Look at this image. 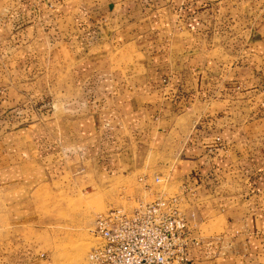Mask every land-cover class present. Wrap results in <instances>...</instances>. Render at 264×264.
Wrapping results in <instances>:
<instances>
[{
	"label": "crops",
	"instance_id": "0c3cea01",
	"mask_svg": "<svg viewBox=\"0 0 264 264\" xmlns=\"http://www.w3.org/2000/svg\"><path fill=\"white\" fill-rule=\"evenodd\" d=\"M45 65L76 92L65 114L3 100L2 187L50 150L101 179L153 170L195 211L190 264H264V0H7L0 71Z\"/></svg>",
	"mask_w": 264,
	"mask_h": 264
},
{
	"label": "rangeland",
	"instance_id": "374dc122",
	"mask_svg": "<svg viewBox=\"0 0 264 264\" xmlns=\"http://www.w3.org/2000/svg\"><path fill=\"white\" fill-rule=\"evenodd\" d=\"M6 2L0 0V6ZM48 67L23 66L8 74L0 71V105L3 100L6 106L35 104L39 112L65 114L63 109L76 92L72 84L77 80L63 66ZM50 152H43L47 157L41 167L33 162L26 166L23 182L0 184V264H85L96 242L90 229L98 213L131 206L136 198H153L139 181L143 174L155 175L153 170L101 179L103 174L86 164L63 171L64 159L56 160ZM151 161L157 163V158ZM170 183L173 192L177 185ZM208 228L210 224L200 225L202 235L209 234Z\"/></svg>",
	"mask_w": 264,
	"mask_h": 264
},
{
	"label": "built area",
	"instance_id": "2783aa9c",
	"mask_svg": "<svg viewBox=\"0 0 264 264\" xmlns=\"http://www.w3.org/2000/svg\"><path fill=\"white\" fill-rule=\"evenodd\" d=\"M139 181L153 198L98 213L85 264H190L188 250L199 240L185 186L171 192L169 177L159 174H143Z\"/></svg>",
	"mask_w": 264,
	"mask_h": 264
}]
</instances>
